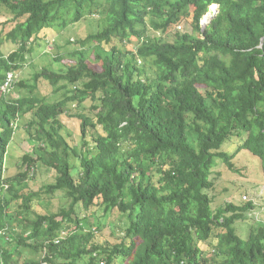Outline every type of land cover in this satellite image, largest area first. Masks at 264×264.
Listing matches in <instances>:
<instances>
[{
	"label": "trees",
	"instance_id": "1",
	"mask_svg": "<svg viewBox=\"0 0 264 264\" xmlns=\"http://www.w3.org/2000/svg\"><path fill=\"white\" fill-rule=\"evenodd\" d=\"M2 14L0 264H264L259 207L212 194L241 151L264 176V0H0ZM88 18L96 32L57 43ZM48 44L62 68L20 79ZM18 136L30 148L11 171Z\"/></svg>",
	"mask_w": 264,
	"mask_h": 264
},
{
	"label": "rangeland",
	"instance_id": "2",
	"mask_svg": "<svg viewBox=\"0 0 264 264\" xmlns=\"http://www.w3.org/2000/svg\"><path fill=\"white\" fill-rule=\"evenodd\" d=\"M212 13V12H211ZM5 15H0V23L4 22ZM99 29V22L96 20H92L91 18H88L86 20H83L76 24L74 28L66 32V34L60 37H58V42L62 46H66L65 43L68 39V37H73L74 39H81L84 38L86 35L96 32ZM190 26L188 24L183 25L180 28V32H191ZM50 43L53 44V41ZM43 45L42 47H38L37 50H35V53L28 57V63L26 66V69L23 73L19 75V78L23 79H30L32 78L33 74L41 69L42 66L47 65L51 66L55 69L62 68L61 64L58 63H52V58L48 55H52L51 51H53V45ZM66 50H71L74 48V46H66ZM132 50L135 48L134 45L130 47ZM16 49V46L12 43L6 44L4 47V52L6 54L11 53ZM94 68H99L97 65L94 66ZM41 92L45 95H51L52 90L51 88L46 84H41ZM87 105V104H86ZM89 106V105H87ZM73 113L75 112V107L72 106ZM79 111V110H78ZM65 130L64 134L66 137H71L72 142L79 140V127L80 123L76 119H73L71 117H65ZM69 137V138H70ZM17 144L13 148L12 152L8 154L7 164L10 167L11 171L16 170V164L19 163V160L22 157V154L25 152H28L29 146L26 142L22 141L20 139V136L17 137ZM231 151L236 152V143L233 144L231 147ZM236 161L238 163V171L237 172H231L227 169H222V174H218L214 176L215 180V191H213L214 196V209H217L218 207L222 206L226 202H235L236 204H241L242 201H253L259 208L253 212L252 217L256 218L257 226L259 224L264 225V176L261 169L260 160L252 155L248 151H241L240 153H237ZM45 169V168H42ZM51 180L49 173L44 171L39 172L37 175L36 182L31 183V187L34 190H38L42 184L45 182ZM245 196V197H244ZM244 197V198H243ZM55 204H60V200H55ZM103 213H101L102 215ZM99 219V218H98ZM103 224L106 226H109L111 222L117 223V214L113 213V215L108 218L107 216H103L99 219ZM118 226V225H116ZM97 227V225H96ZM237 227L241 228V224H239ZM249 225L247 223H244L242 228L244 230L245 236L247 233ZM111 234L110 227H108L105 231V235L109 237ZM244 235H242L243 238H245Z\"/></svg>",
	"mask_w": 264,
	"mask_h": 264
},
{
	"label": "water",
	"instance_id": "3",
	"mask_svg": "<svg viewBox=\"0 0 264 264\" xmlns=\"http://www.w3.org/2000/svg\"><path fill=\"white\" fill-rule=\"evenodd\" d=\"M219 12V6H216L213 8L212 13L208 14L207 16H205L203 22H202V26H203V30L206 28V26L210 23L211 19H213L217 13Z\"/></svg>",
	"mask_w": 264,
	"mask_h": 264
},
{
	"label": "built area",
	"instance_id": "4",
	"mask_svg": "<svg viewBox=\"0 0 264 264\" xmlns=\"http://www.w3.org/2000/svg\"><path fill=\"white\" fill-rule=\"evenodd\" d=\"M11 78H12V75L9 76V79H8V81L5 83V85H4V87H3V90H7L8 86H9V84H10V80H11Z\"/></svg>",
	"mask_w": 264,
	"mask_h": 264
}]
</instances>
